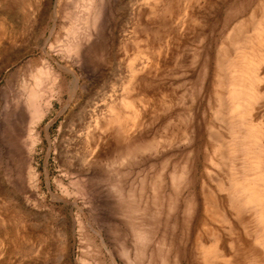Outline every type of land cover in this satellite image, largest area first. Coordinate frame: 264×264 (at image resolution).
<instances>
[{
    "label": "rangeland",
    "instance_id": "1",
    "mask_svg": "<svg viewBox=\"0 0 264 264\" xmlns=\"http://www.w3.org/2000/svg\"><path fill=\"white\" fill-rule=\"evenodd\" d=\"M263 17L0 0V264H264Z\"/></svg>",
    "mask_w": 264,
    "mask_h": 264
},
{
    "label": "bare ground",
    "instance_id": "2",
    "mask_svg": "<svg viewBox=\"0 0 264 264\" xmlns=\"http://www.w3.org/2000/svg\"><path fill=\"white\" fill-rule=\"evenodd\" d=\"M252 14H253V16H254V11H253ZM263 18H264V17H263ZM240 25H241V24H240ZM258 31H259V30H258ZM256 32H257V31H256ZM256 32H255V33H256ZM255 33H254V34H255ZM257 33H258V32H257ZM231 34H232V33H231ZM230 36H231V35H230ZM235 36H236V35H235ZM231 38H233V37H231ZM236 39H237V38H236ZM239 39H240V38H239ZM233 40H234V39H233ZM231 45H232V44H231ZM38 78H39V77H38ZM25 88H26V87H25ZM32 104H33V103H32ZM115 115H116V114H115ZM113 122H114V120H113ZM121 122H122V121H121ZM112 124H113V123H112ZM115 125H116V124H115ZM120 125H122V124H120ZM131 127H132V126H131ZM133 127H134V126H133ZM121 130H123V129H121ZM123 131H124V130H123ZM123 131H122V132H123ZM124 132H125V131H124ZM205 189H206V188H205ZM251 197H252L253 200H255V201L257 200V198H256L255 195H252ZM256 202H257V201H256Z\"/></svg>",
    "mask_w": 264,
    "mask_h": 264
}]
</instances>
